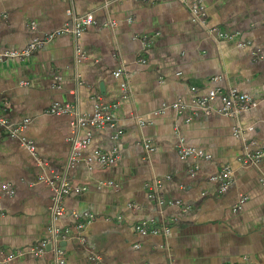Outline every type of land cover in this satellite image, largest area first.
<instances>
[{"label": "crops", "instance_id": "crops-1", "mask_svg": "<svg viewBox=\"0 0 264 264\" xmlns=\"http://www.w3.org/2000/svg\"><path fill=\"white\" fill-rule=\"evenodd\" d=\"M202 2L205 22L182 0H74L77 15L93 13L98 21L78 40L85 57L77 67L71 34L56 36L29 57L0 63V97L14 123L29 120L23 136L37 153L35 158L0 130V184L15 190L2 198L4 253L50 238L53 190L40 177L54 171L72 185L88 187L65 196V213L57 221L72 229L61 246L66 264H234L245 255L264 264V161L241 162L247 148L264 146V0ZM70 7L69 0H0V53L69 27ZM110 21L115 25L101 26ZM212 27L236 39L218 40L209 33ZM146 37L153 39L149 48ZM239 40L248 46L238 47ZM118 68L127 73V93L124 79L114 75ZM216 87L248 94L256 106L236 119L220 113L217 99L210 115H194L196 100ZM98 96L116 105L109 114L123 134L114 140L115 129H93L91 143L70 164L72 117L48 110L55 102L71 103L91 115ZM176 103L188 108L178 113ZM238 125L245 131L241 138L234 136ZM86 133L81 130V137ZM181 143L212 158L181 159ZM113 147L119 149L118 161L101 166L94 152ZM225 166L233 172L232 183L220 193L210 177ZM155 179L163 180L165 200L182 204L162 207L150 199L146 184ZM243 196L248 199L235 212ZM85 213L96 219L84 228L83 243L75 227ZM153 218L170 223V234L135 231L138 222ZM51 259L50 249L40 256L27 251L10 263L0 257V264Z\"/></svg>", "mask_w": 264, "mask_h": 264}, {"label": "built area", "instance_id": "built-area-1", "mask_svg": "<svg viewBox=\"0 0 264 264\" xmlns=\"http://www.w3.org/2000/svg\"><path fill=\"white\" fill-rule=\"evenodd\" d=\"M187 4L193 13L194 17L202 22H205L206 11L202 0H182ZM71 7L69 10V15H71V25L69 27H64L63 29L57 31L56 33L46 35L43 38H34L29 45L21 50L4 51L0 53V63L7 59H22L31 56L33 53L41 49L48 41L52 40L56 36L63 34H71L75 40V53L74 61L77 67L78 63L82 58L85 57L81 47L78 44L79 38L83 35L85 30L91 28L98 24L97 19L93 13H86L84 15H77L74 12L73 3L74 0H69ZM113 21L102 23V27L114 26ZM35 26L32 25V29ZM209 33L218 40L231 41L236 39V34H231L227 31L221 30L218 27H212L209 29ZM153 43L152 38H145V46L147 48L151 47ZM237 46L244 48L248 46V43L241 40L236 42ZM253 55L263 58L258 55V52L254 51ZM115 77H122L124 80L122 82V89L125 93L128 90L127 73L122 68H118L114 72ZM214 80H217L215 78ZM76 83L79 85V74L76 75ZM196 90V88H193ZM219 99L222 103L220 113L225 116L240 119L242 115L250 110L252 107L256 106L255 100L248 94L241 93L235 88H230L224 90L221 87H216L209 91V93L203 97L196 100L193 105L194 115H210L213 110L211 108V103ZM116 107L115 104H108L103 99L98 96L95 104L94 112L91 115H83L76 104L71 103H60L55 102L51 105L48 110V114L52 116H71L70 125L73 132V137L71 140V151H70V161L71 164L79 155V153L86 149L91 143L92 130L93 129H103L111 128L115 129V134L113 136L114 140H118L123 134L121 129L116 127L112 117L109 114L110 109ZM178 113H183L188 106L182 103H176L173 106ZM191 121V118L187 120ZM29 120H25L21 123H14L9 115L7 103L0 97V130H4L10 138L18 139L23 147H25L35 158L37 157L36 146L33 141L26 139L23 136V132L27 128ZM143 124V122H141ZM87 129L85 136L80 135V131ZM252 130V128H250ZM244 129L240 125L234 128V136L241 138L244 136ZM145 147L153 151V148L149 143L145 144ZM178 154L181 159L196 158V159H207L210 160L211 155L207 154L205 151L185 145L181 143L178 146ZM94 158L103 167L113 166L119 159V149L118 147H113L110 151L96 150L94 152ZM37 160L41 163L40 159ZM264 161V146L255 150L246 149L244 155L241 157V162L245 165H258ZM196 168L192 170L194 173ZM232 170L229 166L223 167L218 173L212 175L210 180L218 183L219 192L225 193L231 183H232ZM40 181L48 184L53 190V204L51 207V228H50V238L44 240L41 244L34 246L28 250H18L11 253H4L0 248V257H3V262L10 263L19 255L25 252H31L36 256L44 255L47 253L49 247L52 253V259L50 264H66V258L61 247L64 241H67L72 236V229L70 227L61 228L58 226V219L65 213V196L71 193H81L88 189L87 186H77L72 185L66 180V177L58 176L54 171L51 175L40 177ZM162 179H155L146 184L149 190L148 197L155 200L159 206H175L181 205V201L165 200L160 195V188L162 186ZM261 184L264 188V177L261 178ZM15 190L10 184L4 183L0 184V211H2V198L4 195L13 196ZM247 197L243 196L240 198L238 203L234 207V211H239L243 204L247 201ZM184 211L188 210V207L183 208ZM96 219L95 215L91 213H85L83 219L79 221L75 227L78 233L79 239L84 243L85 239L82 236L84 228ZM171 224L160 222L156 219H148L138 222L135 225V231L141 236H159V235H169L171 232ZM138 247V245H136ZM98 257H91L95 260ZM234 264H256L249 256H243L241 259L236 261Z\"/></svg>", "mask_w": 264, "mask_h": 264}, {"label": "water", "instance_id": "water-1", "mask_svg": "<svg viewBox=\"0 0 264 264\" xmlns=\"http://www.w3.org/2000/svg\"><path fill=\"white\" fill-rule=\"evenodd\" d=\"M63 245V243L61 244V246ZM49 249H50V247H49Z\"/></svg>", "mask_w": 264, "mask_h": 264}]
</instances>
